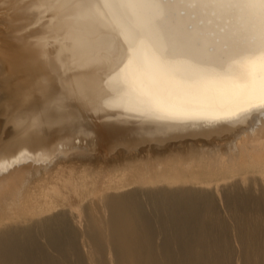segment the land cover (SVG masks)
<instances>
[{
    "label": "bare ground",
    "instance_id": "6f19581e",
    "mask_svg": "<svg viewBox=\"0 0 264 264\" xmlns=\"http://www.w3.org/2000/svg\"><path fill=\"white\" fill-rule=\"evenodd\" d=\"M8 3L40 35L0 31V264H264V108L228 118L251 81L161 90L133 0ZM174 11L209 43L264 39L259 7Z\"/></svg>",
    "mask_w": 264,
    "mask_h": 264
},
{
    "label": "snow or ice",
    "instance_id": "6c2138e0",
    "mask_svg": "<svg viewBox=\"0 0 264 264\" xmlns=\"http://www.w3.org/2000/svg\"><path fill=\"white\" fill-rule=\"evenodd\" d=\"M148 8L147 32L154 38V64L162 90L167 83L189 78L228 80L232 82L250 80L251 85L244 99L228 113L236 118L243 113L264 108V39L258 49L237 45L228 46L222 41L207 42L210 35L191 21L181 22L174 7L187 5L201 10L219 8L236 14L249 7H259L261 32L264 33V0H133ZM195 14L192 20H195ZM206 50L210 55L202 54ZM174 68L184 69L180 72ZM259 81V87H257ZM244 93L243 84L236 85Z\"/></svg>",
    "mask_w": 264,
    "mask_h": 264
},
{
    "label": "rangeland",
    "instance_id": "374dc122",
    "mask_svg": "<svg viewBox=\"0 0 264 264\" xmlns=\"http://www.w3.org/2000/svg\"><path fill=\"white\" fill-rule=\"evenodd\" d=\"M4 1H7V3H6V2L4 3ZM9 1H10V0H9ZM19 1H22V0H19ZM23 1H26V0H23ZM27 1H28V0H27ZM0 3H1V2H0ZM17 3H18V1H17ZM19 3H21V2H19ZM23 3L26 4L27 2H23ZM2 4H3V5L9 4V3H8V0H3V1H2ZM2 4H1V8H2ZM9 7H10V4H9ZM9 7H8V5H7V7L4 6L3 10L6 9V10H4L5 12L0 8V9H1V11H0V12H1V14H0V18H1L0 21H1V23H3V20H4L3 18H5V17L7 16V14L9 15V13H11V11H10L11 9H9ZM30 10H32V9H31V8L28 9L27 14H30V15H31V13H29ZM9 11H10V12H9ZM3 12H4V13H3ZM30 12H32V14H33V11H30ZM3 14H5V15H3ZM16 14H17V13H16ZM1 15H2V16H1ZM3 16H5V17H3ZM2 17H3V18H2ZM18 17H19V15H18ZM29 17H30V19H32V20L34 19L33 16H29ZM31 17H32V18H31ZM14 18L17 19V20H16V21H17V26L14 25V26H15L14 29L17 30L16 27H18V23H20L21 21H19V18H16V17H14V16H13V18H12L11 20L14 21V20H15ZM6 19H7V21L4 20V22L6 21V22H5V23H6V26H4V24H1V23H0V27H1V28H0V31H2V30H4V31H5V30H6V31H9V29L13 30V28H10L9 26H10L11 24H16V23L11 22V21L8 22L9 16H8V18H6ZM16 21H15V22H16ZM18 21H19V22H18ZM29 21H30V20H29ZM29 21H28L29 24L26 23L27 25H31V24H32L34 28H37V27H35V25H36L35 22L32 21L33 23H32V22L30 23ZM34 21H35V20H34ZM7 22H8L9 24H10V22H11V24L9 25ZM22 23H23V22H22ZM7 24H8V26H7ZM21 25H22V24H21ZM27 25H22V27L19 26L22 30H23V26H24V30H25V31L23 30V33H24V32L26 33V30H27L26 28H28V29H32L31 31H30V30H27V32H28V31H29V32H28L27 34H25V35H26V38L24 37L25 35H23V33H21V32H22L21 29H20V30L18 29L17 31H16V30H13L12 32L16 35L18 31H21L20 34L23 35L24 39L29 38V36L31 35L29 39H32V41H33V39L35 38V37H33V36H39L40 34L37 35V31H36V34H35V29H33L32 26H31V28H30V27L27 26ZM36 26H38V25H36ZM11 27H12V26H11ZM25 27H26V28H25ZM33 30H34V31H33ZM14 31H16V33H15ZM32 31H33L34 33H33ZM30 32H32V34H31ZM29 33H30V35H28ZM18 34H19V33H18ZM18 34H17V35H18ZM20 34H19V35H20ZM33 34H35V35H33ZM27 35H28V36H27ZM32 35H33V36H32ZM31 37H33V38H31ZM27 40H28V39H27ZM27 40H26V41H27ZM26 41H24V42H26ZM30 41H31V40H30ZM40 60H41V58H40ZM43 67L46 68L45 66H43ZM47 67H48V66H47ZM46 69H48V68H46ZM1 76H2V75H1ZM0 79H1V77H0ZM55 83H56V82H55ZM55 83H53V85L55 86V89H54L51 93H54V92H58V91H59L58 84L56 83V85H55ZM56 86H57V87H56ZM57 88H58V89H57ZM0 92H1V91H0ZM2 94H3V93H2ZM2 94L0 95V101L3 99V100H2V102H3L5 98H4V97L2 98ZM3 96H5V95L3 94ZM2 102H0V104H1ZM1 106H2V104H1ZM1 106H0V108H1V109H0V122H1L2 124L0 123V125H2V126H0V135L2 134V130H4L5 127H6L7 125H8V126L6 127V129L10 126V123H7L6 120H5V119L8 117V114L10 115V113H15V112H16V111H15V112H11L12 110H11L10 108L7 109V108L5 107V108L7 109V110H6V109L4 108V106H3V107H1ZM2 108H4L5 110L2 109ZM4 112H5V113H4ZM7 112H8V113H7ZM17 112H18V111H17ZM2 114H3V115H2ZM4 114H5V115H4ZM6 116H7V117H6ZM1 117H2V118H1ZM3 117H4V118H3ZM4 122L7 123V124H4ZM3 124H4V126H3ZM4 134H5V132L3 131V135H4ZM1 136H2V135H1Z\"/></svg>",
    "mask_w": 264,
    "mask_h": 264
}]
</instances>
